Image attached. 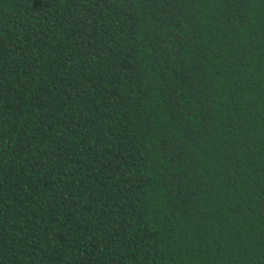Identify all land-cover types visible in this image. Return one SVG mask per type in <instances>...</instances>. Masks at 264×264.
I'll list each match as a JSON object with an SVG mask.
<instances>
[{"label":"trees","instance_id":"obj_1","mask_svg":"<svg viewBox=\"0 0 264 264\" xmlns=\"http://www.w3.org/2000/svg\"><path fill=\"white\" fill-rule=\"evenodd\" d=\"M0 264H264V0H0Z\"/></svg>","mask_w":264,"mask_h":264}]
</instances>
